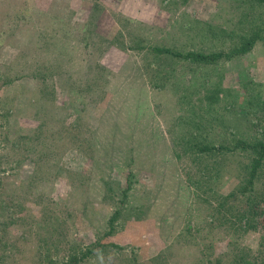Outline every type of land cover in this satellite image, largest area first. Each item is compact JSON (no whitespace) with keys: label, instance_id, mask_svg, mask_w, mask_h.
Segmentation results:
<instances>
[{"label":"rangeland","instance_id":"1","mask_svg":"<svg viewBox=\"0 0 264 264\" xmlns=\"http://www.w3.org/2000/svg\"><path fill=\"white\" fill-rule=\"evenodd\" d=\"M258 141L264 4L0 0V264H264Z\"/></svg>","mask_w":264,"mask_h":264},{"label":"trees","instance_id":"2","mask_svg":"<svg viewBox=\"0 0 264 264\" xmlns=\"http://www.w3.org/2000/svg\"><path fill=\"white\" fill-rule=\"evenodd\" d=\"M253 1H257V2H259L261 4H264V0H253ZM158 51H161V50L158 49ZM239 51H243V50L240 49ZM197 56H199V57H197ZM218 56L219 55L196 54L195 57H192V58H193V60L198 59L201 62H207V61H211V60H213L215 58H218ZM244 145L246 146V145H248V143L247 142H244V143L242 142V147H244ZM256 145L259 146V149L257 147H255V146H251V148H250L251 151L252 150L253 151H256L257 150L258 151V153L256 154V156L253 158L252 164H251V167H252V171L251 172L252 173H251L250 183H249V185H250L251 188H253V185H254V178L256 176V170L260 167L261 162H262V160L264 158V145H262L260 141H258V143H256ZM78 253H80V254H78V255H80V257H85L86 255H88L90 253V250L88 249V250H85L84 252H81L80 251ZM80 257L79 256L77 257V254L76 253L72 254V257H71V259H69V262L67 264H71L70 261H72V262L75 263L76 261L79 260Z\"/></svg>","mask_w":264,"mask_h":264}]
</instances>
